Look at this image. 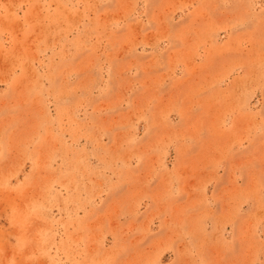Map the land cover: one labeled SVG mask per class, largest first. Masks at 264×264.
Instances as JSON below:
<instances>
[{
  "label": "rangeland",
  "instance_id": "374dc122",
  "mask_svg": "<svg viewBox=\"0 0 264 264\" xmlns=\"http://www.w3.org/2000/svg\"><path fill=\"white\" fill-rule=\"evenodd\" d=\"M0 264H264V0H0Z\"/></svg>",
  "mask_w": 264,
  "mask_h": 264
}]
</instances>
